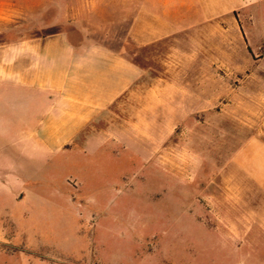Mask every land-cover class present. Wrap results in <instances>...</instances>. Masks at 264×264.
Here are the masks:
<instances>
[{
	"label": "rangeland",
	"instance_id": "rangeland-1",
	"mask_svg": "<svg viewBox=\"0 0 264 264\" xmlns=\"http://www.w3.org/2000/svg\"><path fill=\"white\" fill-rule=\"evenodd\" d=\"M131 2L0 0V65L13 77L0 75V264H264V193L232 164L250 134L264 137V0H214L221 49L204 53L198 85L190 53L177 83L189 95H122L70 147L64 129H42L52 100L20 95L41 38L106 41ZM197 20L182 22L189 39L207 30ZM170 44L130 56L163 76Z\"/></svg>",
	"mask_w": 264,
	"mask_h": 264
},
{
	"label": "crops",
	"instance_id": "crops-1",
	"mask_svg": "<svg viewBox=\"0 0 264 264\" xmlns=\"http://www.w3.org/2000/svg\"><path fill=\"white\" fill-rule=\"evenodd\" d=\"M170 1L132 0L128 13L116 20V27L106 41L85 35L79 38L81 40L62 46L48 42L65 33L41 38L43 45L36 50L38 66L22 71L20 95H43L52 100L41 122L42 129L52 132L64 129L68 135L62 143L63 148L70 147L77 130L93 121L122 95H149L154 101L156 95L162 94L169 99L171 95L167 96V91L171 93L173 89L189 95V91L179 88L177 83L190 74L187 70L194 61L190 56L192 51L199 52L193 56L199 68L194 73L195 83L202 82L198 79L203 74L200 68L210 63L213 52L221 49L215 39L220 35L222 15L215 10L214 0H208L209 9L204 14L199 10L191 11L190 7L183 11L185 0L177 6ZM189 19H200L197 27L207 30L197 33L198 38L189 39V30L182 24ZM163 41L171 42L168 51L173 58L166 63L163 76H156L130 56V51H151L152 45ZM206 52L209 60L204 59ZM0 75L13 80L1 65ZM146 78L148 86L142 92L140 84ZM232 164L264 193L263 135L250 134L234 152Z\"/></svg>",
	"mask_w": 264,
	"mask_h": 264
}]
</instances>
